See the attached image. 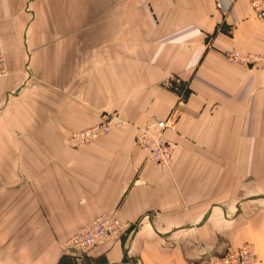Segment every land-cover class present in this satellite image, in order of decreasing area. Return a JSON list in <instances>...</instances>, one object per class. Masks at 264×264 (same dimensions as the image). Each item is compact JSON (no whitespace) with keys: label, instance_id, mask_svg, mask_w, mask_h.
Segmentation results:
<instances>
[{"label":"crops","instance_id":"0c3cea01","mask_svg":"<svg viewBox=\"0 0 264 264\" xmlns=\"http://www.w3.org/2000/svg\"><path fill=\"white\" fill-rule=\"evenodd\" d=\"M252 0H0V264H200L245 244L264 264V54ZM118 112L129 123L73 148ZM177 114L169 166L136 126ZM103 214L130 225L88 257ZM150 214L140 228L134 225Z\"/></svg>","mask_w":264,"mask_h":264},{"label":"built area","instance_id":"2783aa9c","mask_svg":"<svg viewBox=\"0 0 264 264\" xmlns=\"http://www.w3.org/2000/svg\"><path fill=\"white\" fill-rule=\"evenodd\" d=\"M251 7L259 19H264V0H252ZM223 56L231 63L241 64L250 69H264V54L241 53L229 50ZM12 74L9 62L0 50V78ZM177 114L173 113L168 118L155 120L136 126L137 144L145 152L148 160L158 165L169 166L172 163L174 146L166 139L167 130L174 129ZM129 125L117 112L103 114L99 123L80 132H73L67 138L70 146L78 147L92 143L108 134L115 127ZM150 214H144L133 226L134 230L150 219ZM130 225L122 222L116 215L103 214L91 226L79 230L64 244V250L75 256L88 257L100 245L118 240L123 236ZM259 261L255 247L245 244L238 249L227 251L220 256H212L200 264H256Z\"/></svg>","mask_w":264,"mask_h":264},{"label":"rangeland","instance_id":"374dc122","mask_svg":"<svg viewBox=\"0 0 264 264\" xmlns=\"http://www.w3.org/2000/svg\"><path fill=\"white\" fill-rule=\"evenodd\" d=\"M109 113H113V112H105V113H103V114H109ZM118 113V112H117ZM103 114L101 115V117L103 116ZM102 119V118H101ZM101 119H100V121H101ZM99 121V122H100ZM98 122V123H99ZM95 124H97V123H95ZM94 124V125H95ZM94 125H92V126H94ZM92 126H90V127H88V128H91ZM88 128H85V129H88ZM85 129H82V130H79V131H75V132H80V131H83V130H85ZM73 133V132H72ZM95 142V141H94ZM94 142H92V143H94ZM92 143H89V144H92ZM89 144H85V145H82V146H86V145H89ZM67 145L68 146H70L68 143H67ZM82 146H78V147H73V146H70V147H73V148H80V147H82Z\"/></svg>","mask_w":264,"mask_h":264}]
</instances>
